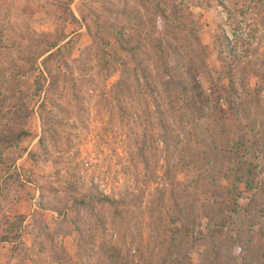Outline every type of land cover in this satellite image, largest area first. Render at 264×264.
<instances>
[{
  "label": "rangeland",
  "instance_id": "rangeland-1",
  "mask_svg": "<svg viewBox=\"0 0 264 264\" xmlns=\"http://www.w3.org/2000/svg\"><path fill=\"white\" fill-rule=\"evenodd\" d=\"M0 264H264V0H0Z\"/></svg>",
  "mask_w": 264,
  "mask_h": 264
},
{
  "label": "trees",
  "instance_id": "trees-1",
  "mask_svg": "<svg viewBox=\"0 0 264 264\" xmlns=\"http://www.w3.org/2000/svg\"><path fill=\"white\" fill-rule=\"evenodd\" d=\"M54 46H56V42H49V44L47 45V47H54ZM57 47H59V46H57ZM48 49H45V50H43V51H41V54H43L45 51H47ZM40 54V53H39ZM40 54V55H41ZM51 53L49 52V54H47L46 56H44V57H42L41 59V61H43V59H45L47 56H49ZM37 57H39V55H37ZM26 133V131L25 130H20V131H18L16 134H14V135H23V134H25ZM99 200H104V201H107V202H113V200H115L114 198H111V197H109L108 195H106V194H103V195H100L99 197Z\"/></svg>",
  "mask_w": 264,
  "mask_h": 264
}]
</instances>
